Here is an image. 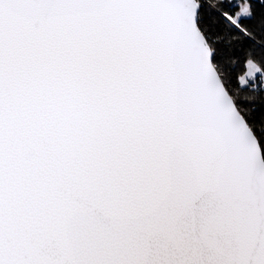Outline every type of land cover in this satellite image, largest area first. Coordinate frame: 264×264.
I'll use <instances>...</instances> for the list:
<instances>
[{
  "label": "snow or ice",
  "instance_id": "1",
  "mask_svg": "<svg viewBox=\"0 0 264 264\" xmlns=\"http://www.w3.org/2000/svg\"><path fill=\"white\" fill-rule=\"evenodd\" d=\"M0 264H264V0H0Z\"/></svg>",
  "mask_w": 264,
  "mask_h": 264
}]
</instances>
